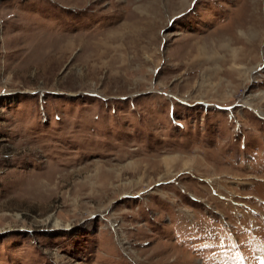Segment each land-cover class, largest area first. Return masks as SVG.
Returning <instances> with one entry per match:
<instances>
[{"label":"rangeland","instance_id":"obj_1","mask_svg":"<svg viewBox=\"0 0 264 264\" xmlns=\"http://www.w3.org/2000/svg\"><path fill=\"white\" fill-rule=\"evenodd\" d=\"M0 264H264V0H0Z\"/></svg>","mask_w":264,"mask_h":264}]
</instances>
